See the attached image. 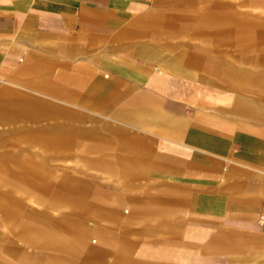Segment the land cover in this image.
<instances>
[{"label":"crops","instance_id":"0c3cea01","mask_svg":"<svg viewBox=\"0 0 264 264\" xmlns=\"http://www.w3.org/2000/svg\"><path fill=\"white\" fill-rule=\"evenodd\" d=\"M225 5L0 0V121L28 123L0 139L27 131L7 148L44 158L72 236L116 242L84 264H264V28Z\"/></svg>","mask_w":264,"mask_h":264},{"label":"rangeland","instance_id":"374dc122","mask_svg":"<svg viewBox=\"0 0 264 264\" xmlns=\"http://www.w3.org/2000/svg\"><path fill=\"white\" fill-rule=\"evenodd\" d=\"M220 1L226 4V11L240 12L243 14L244 21L252 22L264 28V0ZM7 122L0 121V132H5L12 126L28 124ZM23 134H6L2 137L3 141L0 139V145L4 146L2 149L11 154L14 153L16 157L9 161L0 159V164L5 167L4 169L0 168V264H35L36 258L33 254L39 249L49 252L48 255L52 264H75L77 252H83V261L81 260L78 264L88 263L91 259L100 260L101 257L99 256L107 252L112 254V260L115 259L118 256L116 242L114 250L109 247L110 244H113L112 237L106 236L101 241L92 233L90 241L79 240L72 236L76 226V216L74 211L72 215L68 214L71 209L75 210L73 206L69 208V202L67 204L69 199L61 203L56 200H46L43 197L49 190V184L46 182L47 171L44 168V158L42 159L41 155L32 154L25 147L15 151L7 148L12 143L16 147L15 145L19 144L20 140H29L30 137H28L26 130L23 131ZM40 144L43 147L46 145L44 137ZM5 171H8L9 174H5ZM84 173L85 176H88L92 171L85 169ZM7 177L10 179L19 177L24 180V183H13ZM16 194L24 197L22 199L24 202L17 201ZM74 203L72 201V204ZM28 204L33 207L28 206ZM64 224H68L67 230L71 233H65ZM29 247L35 252L30 251ZM120 250L121 256L122 247ZM104 262L108 263L101 259V263Z\"/></svg>","mask_w":264,"mask_h":264}]
</instances>
